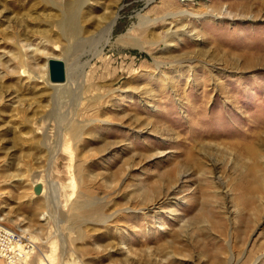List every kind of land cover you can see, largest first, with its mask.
Here are the masks:
<instances>
[{
  "label": "rangeland",
  "instance_id": "obj_1",
  "mask_svg": "<svg viewBox=\"0 0 264 264\" xmlns=\"http://www.w3.org/2000/svg\"><path fill=\"white\" fill-rule=\"evenodd\" d=\"M74 1L0 0V264H264V0Z\"/></svg>",
  "mask_w": 264,
  "mask_h": 264
},
{
  "label": "bare ground",
  "instance_id": "obj_2",
  "mask_svg": "<svg viewBox=\"0 0 264 264\" xmlns=\"http://www.w3.org/2000/svg\"><path fill=\"white\" fill-rule=\"evenodd\" d=\"M79 2H80V0H76V1H74V2H71V3H69V6H68V8L65 10V13H64V16H62L61 18H60V20L62 21V22H64V27H63V25H61L60 27H61V29H62V31H61V34H65V33H67V34H69L70 32L72 33V34H74V35H78V34H80V33H82V26H80V24H79V19L77 18L78 16H77V8L79 7ZM81 6V5H80ZM81 20V19H80ZM71 25L73 28H75V32H72V31H68V29H69V25ZM65 75H66V66H65ZM38 182H40L41 184H42V191H41V193L42 192H44V188H45V186L43 185V182L42 181H38ZM37 183V182H36ZM35 183V184H36ZM34 184V185H35ZM41 193H39V194H41ZM4 227V226H3ZM7 228V227H6ZM0 229L1 230H4V232H7L8 234H9V236L11 235V236H13L15 233H13L12 231H10V230H6V229H4V228H2L1 226H0ZM28 230V229H27ZM26 229H23V231H27ZM10 236V237H11ZM2 238H4V237H2ZM6 238V237H5ZM18 238V237H17ZM14 239V240H20V239ZM6 241H8V240H6ZM20 243H17V245H19ZM10 247V246H9ZM17 249V248H16ZM10 258V257H9ZM21 262V261H20ZM19 264V263H18Z\"/></svg>",
  "mask_w": 264,
  "mask_h": 264
},
{
  "label": "water",
  "instance_id": "obj_3",
  "mask_svg": "<svg viewBox=\"0 0 264 264\" xmlns=\"http://www.w3.org/2000/svg\"><path fill=\"white\" fill-rule=\"evenodd\" d=\"M49 68V80L51 82H62L65 80V63L60 58H49L48 60ZM34 192L39 194L42 191V184L37 182L33 186Z\"/></svg>",
  "mask_w": 264,
  "mask_h": 264
},
{
  "label": "built area",
  "instance_id": "obj_4",
  "mask_svg": "<svg viewBox=\"0 0 264 264\" xmlns=\"http://www.w3.org/2000/svg\"><path fill=\"white\" fill-rule=\"evenodd\" d=\"M1 230V229H0Z\"/></svg>",
  "mask_w": 264,
  "mask_h": 264
}]
</instances>
